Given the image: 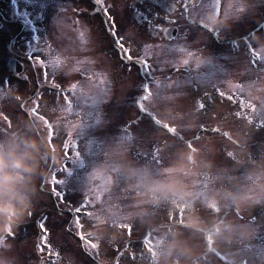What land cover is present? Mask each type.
I'll return each mask as SVG.
<instances>
[{"label": "rangeland", "instance_id": "374dc122", "mask_svg": "<svg viewBox=\"0 0 264 264\" xmlns=\"http://www.w3.org/2000/svg\"><path fill=\"white\" fill-rule=\"evenodd\" d=\"M104 4L102 7H106L111 11L112 15L117 17L119 13H117V6L122 3V0H103ZM198 5L202 8V10L199 8H196L195 5V0H179L178 5L182 8V22L183 26L180 28V35L177 40L170 42V45L168 47L170 49H173L175 51H179L181 53L176 54V53H168L164 52L162 57L159 59L160 63H155L152 61L151 54H149V51L146 52L144 56H147L148 59H150V63L148 64V70L150 75H152V72L159 70L158 67L154 65H159V66H170V69H176V68H184L187 67L189 69H192L191 64L188 65H183L181 63L182 59H188L192 60L193 55L190 53H186L188 51L186 50H192L193 52H196V50L202 51L201 55L199 57H196L197 59H200L204 61L202 64V67L199 69L202 73H207L206 70L210 69V71H215V77L219 78V80H232V78H236L237 76V71L238 68L242 67L245 65L244 62L250 63V55L246 54L245 56H241L238 52L239 58H233L231 60H227L224 58H219L217 55H213L211 59H202L203 57H207L210 51V46H208L209 42L206 44V42H200L196 39H194V30H197L202 33L203 37H208V36H213L211 33H207V31L201 27H198L197 25L191 23L190 21H193L195 16L196 17H201L205 18L209 9L206 7V1L200 0ZM39 3V2H38ZM242 6H244L249 12L251 11L253 2L248 1V4L246 5L244 0L241 1L240 3ZM36 5H32L30 7H27L26 5H18L15 7V13L16 15H19L22 18H29L32 16V12L36 10ZM221 7L223 9V3L221 4ZM29 8V9H28ZM38 11L45 12L48 10L45 6H40L38 7ZM186 8V10H185ZM260 10L264 11V0L261 1L260 5L258 6ZM122 9V7H121ZM218 8L217 10H219ZM239 7H231L230 9L226 10V15L224 16V21L220 24H218V27L220 28L221 32H227L225 29V24L229 23L232 24L233 28L230 27L228 30L232 34H236L242 29L243 27H248L253 24V21H248L246 22L245 20H236L235 16L239 15ZM12 11H10L8 6L1 5L0 6V16L3 19L4 26L7 27L9 22H14L13 20L15 19L13 15L11 14ZM123 14V13H120ZM173 18H177V15H173ZM186 17V19H185ZM251 19V18H250ZM119 20H123L120 22L119 26L121 28L120 36L124 38V42H129L132 46L131 50L135 51L136 57H140V48L141 46H146L149 41L147 42V39H143L142 35L137 32V29L135 28V24L133 23H126L123 19V17L119 18ZM129 21V19H128ZM129 24L131 26H129ZM193 24V25H191ZM12 30V34L10 36L14 37V41L10 44L11 47L17 45L20 43L21 40L26 38V29H23L22 32H18L15 30V28L10 25L9 26ZM70 27V26H69ZM210 30L216 35V28L213 26L209 27ZM63 30V29H61ZM60 30V31H61ZM134 30H136V33L134 34ZM126 31V34L123 32ZM128 32H133V36H131L130 33ZM263 32V33H262ZM128 36L129 38L125 37L124 35ZM262 33V34H261ZM2 35L0 37V41H3ZM242 36V37H241ZM240 37H233L231 42H229V46L233 45H238L242 41H250L251 43L253 41H260V37L262 40H264V28L263 31H261V28L257 32H242V35ZM16 40H19L18 42H15ZM134 45L137 46V48H133ZM141 45V46H140ZM62 47V46H61ZM140 47V48H138ZM9 48V47H8ZM75 49V50H73ZM5 51V48L3 49ZM3 50L0 48V56H3L4 53ZM58 54L56 50L52 49H47V52L44 55L49 54L51 58H48V60H52L56 57H59L60 63L56 64L55 69H60L58 71H63L65 73L70 74V80L73 77H76L77 79L81 78V74H92V79L90 80H81V87H85L86 85H89V83H93V92L91 98L92 101L87 102V104H82L78 108V103H75V108L74 110H69L65 107V101L62 99V94H60V98L52 100L49 97H45L43 100V103L41 105L36 106V112L35 114L37 116H42L45 117L47 120L48 126H51V122L57 117H59V121L61 124H64L65 119L69 120V123L72 125V128L70 129V126L66 125H61L59 123H56L54 126V130L57 132L53 133L52 140L50 142L52 143V150L53 148L58 149V148H65L66 152L69 154H73V152H80V158L83 160V165L80 167H76L73 170V174L70 177V180H68L67 189H63L62 185H57L53 183L51 179H47L48 176L50 175V170H48L45 173V177L42 175H37L34 179V183H41L42 185H46L48 183L49 185L51 184L52 186L57 185V188H60L62 191L67 192L66 198L69 197L70 200H72L71 204H77L76 206L80 205L79 200L78 202L73 201L74 198H76L80 194V189L81 191H95L96 193L100 191L101 187L103 185L101 184L100 181L93 180L91 183H89L88 180V174L93 170V168H100L101 170H105L106 173L111 174V168L115 169L116 166L111 164V161L109 159V152L110 151H122V146L126 149H129L130 153V159L133 162H137L140 164L148 163L151 166L154 167H162L163 165H166L169 163V161L174 158L173 151L177 152L180 149L186 148L185 144H190V142H184L181 141L180 144L177 143L174 138L178 139L179 137L173 136V138L170 137V134H168L163 128H158L155 129L156 125L149 119H138L134 120L136 121L134 124H127L129 120H132L134 118H129L131 116H139L141 115V112L144 110L146 112L152 113L156 117V122L158 124L165 125L167 128L170 130H173L177 134H179L182 138L186 139L188 138L195 127V122L202 123L203 126L207 127L209 123H214V110L216 108L208 107L200 117L196 113L195 110L191 108L189 110V107H186L183 111H179L178 107V100L176 97L180 95L181 89L184 88V80L179 77V80L176 81L175 87H172L171 91L166 90V87L163 85L160 89L156 88V91H152V93L157 97L162 99V105L156 100V104L152 102V97H150L148 100H142L139 101L140 97L144 95V90L142 88L135 89L137 88V79L136 75L133 73V71L130 72V78L127 81H124L123 78H121V73L122 70H124V67L122 66H117V73H119V76H116L114 71H110L111 67L108 65H100L102 69L106 70L109 72L107 76V81L111 83L112 85L105 86L103 85V78L99 76V70H97V67H95V64L90 66L91 64H84L83 62V57L85 55L84 52V46L83 42L81 40V35L78 36L77 40L74 43V46H71L70 52H68L67 49H63L62 52L67 55V57L70 58L72 55L73 57L69 59V61L65 60L66 65L69 66L70 70H64L62 67H60L64 63V58H62L61 54H58L59 56H55V54ZM99 53H103L102 49L99 47L98 48ZM262 52L264 53V47L262 48ZM54 54V55H53ZM114 55V53H113ZM143 55V54H142ZM153 57V56H152ZM202 57V58H201ZM101 58V57H100ZM142 59L143 56H142ZM147 59V60H148ZM156 59V58H154ZM238 60L239 64H234L233 60ZM226 62L229 63V67L227 68L225 73H219L217 72L218 68L221 69L219 66L220 63ZM263 64L261 67L257 68V70H254L253 73L256 74L261 68V71L263 72L264 75V60L261 61ZM258 63V60H257ZM51 66V65H50ZM146 66V65H145ZM206 69V70H205ZM174 75L178 73V71H173ZM134 74V75H133ZM133 76V77H132ZM166 77L168 75H161L160 77ZM241 76V75H240ZM239 76V77H240ZM54 79L52 78V75L49 77L48 82L56 83L61 85V82L66 80V76L64 77L61 73H55L54 74ZM124 81V82H122ZM195 82H198L197 78H193ZM59 82V83H58ZM80 83V81H79ZM152 82H149L151 84ZM76 84V83H75ZM264 84V80H263ZM150 87V86H149ZM152 88V87H150ZM264 90V88H262ZM160 92H163V94H160ZM253 92L256 93L258 98H260V103L259 105H264V95L263 91L261 90L260 87H254L252 88ZM5 95L4 98H2L3 103L0 104V112L3 111L4 107V102L6 100L10 101L12 100V96L14 92L6 90V92H0V99L1 96ZM45 96H49L50 92H45ZM52 96V95H51ZM50 96V97H51ZM49 98V100H47ZM175 101V104L173 105L172 108H168L166 102H168L170 99H173ZM76 100L74 97H71L72 103ZM144 104V109L141 110L138 107L139 102ZM64 105V106H63ZM147 108H150L151 111ZM171 110L172 112L169 114L168 111ZM80 112V113H79ZM79 114V116H78ZM170 117L173 119H170ZM219 116V115H218ZM262 116L264 117V112L262 113ZM210 118H212L210 120ZM174 120H179V121H185L183 123H178L177 121ZM219 120V119H215ZM186 121H192L191 123H188ZM10 123H14V121H10ZM150 123V124H149ZM194 125V126H193ZM215 126L218 131V135L220 139L227 143L225 141L226 139V134L223 129H220L216 123ZM230 128V127H229ZM69 131H68V130ZM200 129V128H199ZM198 130V129H196ZM50 132L52 133L51 129ZM68 133H71V140L68 138ZM206 138L208 137V134L204 135ZM237 140H241L242 145L247 146L246 149L249 147L254 148V145L252 143H255L256 141L259 140V137L252 136V139H256V141L253 140H248V144L245 143L243 139L235 135ZM151 138V139H147ZM158 141H156V140ZM203 140V139H202ZM221 140H216L217 143L214 142L215 148H213V155L214 159L209 160V157H202V163L203 165H208L210 171H203L202 174L196 179L197 185L195 186L198 190H195L198 194L200 195V203L197 204V212H198V223H200L199 227L202 229H207V227L211 228V223L212 220L209 218H212V209L210 207H204L205 203L208 204H213L215 203L214 201H209L207 200L208 196V189L212 187V183L218 180V188L217 189H222L225 185H234L236 184L235 182H243L242 179L245 180L247 171L246 172H241L240 169L235 170L230 167L226 166V159L221 156V153H219L220 150L217 148V144ZM47 141L48 138H47ZM160 141V142H159ZM160 143H165V147L161 149V151L164 154H162L158 149L160 148ZM212 143V142H211ZM69 145L72 148V151L69 152V147H66L65 145ZM251 144V145H250ZM182 145V146H181ZM169 146V147H167ZM191 146V145H190ZM260 147V146H258ZM124 149V151L126 150ZM209 149V147H207ZM158 150V151H157ZM177 150V151H176ZM88 153L92 154V156L88 159L85 158ZM220 155V156H217ZM48 158H50V155H46ZM242 153L238 152V157H242ZM56 158V156H55ZM51 159V158H50ZM88 159V160H87ZM61 160H59L56 165L57 166H62ZM108 165V166H107ZM214 166V167H212ZM50 166L49 168H51ZM67 167H70L67 165ZM111 167V168H110ZM110 168V169H109ZM66 169V168H65ZM44 169L43 171H45ZM62 170L60 169L59 173L62 175ZM117 171L120 172L119 168H117ZM234 173L239 176V180L230 182L228 179L234 177ZM243 175V176H242ZM113 176V180H116L119 176L120 173H116ZM243 177V178H242ZM61 178V177H60ZM67 179V178H66ZM200 179V180H199ZM125 181V180H124ZM126 182V181H125ZM69 186V187H68ZM122 184L116 185L115 182L113 184H110L108 186L109 190H105L104 193L100 196L99 202L98 203H93L94 200H89L90 204H93V209L91 211L92 214L89 218H86L84 220V224L82 222L80 223L82 225L83 230L89 233L88 229L91 226L92 228L95 227L98 231L104 232V229L101 227H105V236L111 237V234L113 233V230L111 229L114 227L112 224H104V225H94L93 221V213L96 212L97 209L102 208V204H112L115 209L117 210L118 213H124L128 211V201L124 199L123 193L121 192ZM112 191V192H111ZM116 191V192H115ZM215 191V190H214ZM212 189H210V193H212ZM50 195L51 201L58 200V198L53 194L52 191H48L47 189L43 188L40 191H36V193L33 196L32 199V204H33V209L32 211L35 212L36 209H39L41 207L42 200L45 198V196ZM54 197V198H53ZM88 203V205H90ZM37 203V207H36ZM168 206V205H167ZM57 205H53V209H56ZM74 209V208H73ZM228 209V207H225L223 210L222 215H228L229 212H225ZM250 209V206L244 208V209H237L236 215L237 217H240L242 219H245L247 221V218L249 216L248 210ZM103 211L106 212V208L102 209ZM170 209H164L162 207L161 210H159L158 217L163 216L164 214L168 213ZM180 211L185 212L186 210L180 209ZM181 213V214H182ZM169 214V213H168ZM176 216L179 214L174 213ZM31 217V216H30ZM66 217V216H65ZM235 217V216H234ZM156 218V214L152 211L151 215L149 217H146L144 221H141L139 219L134 220L131 223H128V225H134L133 229L141 228V227H147V225L151 224L153 220ZM237 218V222L243 225L242 219ZM125 222L121 223V226L124 225ZM133 223V224H132ZM49 224V223H48ZM61 227V226H57ZM245 227V226H243ZM116 228V227H115ZM127 233L129 232L127 229H132L131 227L127 226L124 228ZM132 231L134 232V230ZM249 235L248 238L244 241L243 244L240 245H222L220 248H216L213 245V249L216 250L213 253V256L217 258L218 252L223 251L228 257H236L239 255H244L245 257V262L248 264H256L254 261L256 258L252 257L255 254V251L258 249L257 246H255L257 243L252 240L251 233L252 230L251 228H246L245 229ZM115 232V230H114ZM75 230L71 232L70 235H74ZM55 235V227H51V234H50V241L47 240V242H42L43 245H46L47 247L45 248L46 250L38 252L40 254V257L42 258H37L35 257V261L31 263V259H29V256L31 255L30 252L27 251H20L17 248L11 249L10 252L3 251L2 252V257L0 259L6 260L10 264H12V257L15 258L18 262H15V264H25L26 263H31V264H38L40 263L39 261L42 259L47 260L46 254H49L47 250H54L51 251L55 253V258L51 262V264H95L91 263V258L88 259L89 262L87 261L85 257V252L86 251H79L77 252L74 249L68 250H62L61 247H63V242H58V239H54ZM120 235V234H119ZM205 237V236H204ZM202 238L200 237L197 242V248H200L202 246ZM211 240L214 239V234H210ZM97 236H90L89 240L87 242V245H89V251L87 254L91 255L92 257L97 256L98 252L96 250V246L99 247L101 245V239H99V243H97ZM114 241H117V236L114 239ZM58 245H55L53 243H57ZM73 243H76L77 241H72ZM79 243H82V241H78ZM207 242V241H204ZM11 243V242H10ZM53 245H49V244ZM112 243V240L108 241V245ZM12 244V243H11ZM12 246H15L12 244ZM16 247V246H15ZM43 249V248H42ZM218 249V250H217ZM99 250V249H98ZM201 250V249H200ZM253 254V255H252ZM102 258L105 259V261H108L109 264L113 262L114 259V254L112 253H107L104 252L102 253ZM125 255V254H124ZM235 255V256H234ZM45 256V257H44ZM89 258V257H87ZM98 258V256H97ZM28 259V260H27ZM123 261L121 260L120 262L116 264H126L127 262L124 261V258L122 257ZM238 259V258H237ZM52 260V259H51ZM259 260V257L256 259V261ZM218 261H221L218 259ZM253 261V262H251ZM204 262V260H203ZM48 264V263H44ZM132 264H150V262L145 261V262H134ZM208 264V263H206ZM213 264H221L216 262V260L213 262ZM224 264H232V263H224Z\"/></svg>", "mask_w": 264, "mask_h": 264}, {"label": "clouds", "instance_id": "9594fccd", "mask_svg": "<svg viewBox=\"0 0 264 264\" xmlns=\"http://www.w3.org/2000/svg\"><path fill=\"white\" fill-rule=\"evenodd\" d=\"M224 19L214 11L212 20L205 19L204 23H211L215 27ZM181 63L191 64L193 71H196L202 67L204 61L197 59L194 53L192 60L182 59ZM250 94L257 98L256 93ZM56 121H59V117ZM9 127L11 129V125ZM28 127L33 130L37 125ZM199 151L195 145L180 149L169 163L155 170L154 166L148 163L131 161L126 151H110L108 155L111 164L119 168L126 181L121 192L128 201L129 210L118 213L112 204H102V208L93 213L94 225L112 224L117 228V231L111 234L112 239H115L122 222H125L124 226L127 227L128 223L136 219L144 221L151 215L153 208L168 205L171 223L152 225V230L158 235L146 250L150 264H203L204 252L193 246L185 234V229L197 231L207 240V234L203 230L193 229L190 223L193 215L198 214L197 204L200 203L202 195L194 188L203 167L198 159ZM45 155L55 153L51 151V144L43 133L30 135L15 128L0 136V249L10 252L12 244L8 241V236L15 235L13 228L22 223L26 215H35L32 211V199L37 191L34 179L38 174H44L41 161ZM88 180L89 183L93 180L100 181L105 190H109L108 186L114 183L113 178L100 168H93L88 174ZM84 199H87V193ZM207 200L214 201L216 205L212 209L210 230L214 239L210 243L216 248L222 245L243 244L249 233L237 222L236 217L221 213L225 207L234 206L242 210L255 201H264V163L254 162L247 170L243 182L225 185L222 189L209 193ZM204 207H210V204L205 203ZM104 208L106 212L102 210ZM176 209L186 210L179 219L174 218ZM88 231L97 236V243L105 234L95 227L89 228ZM11 259L12 264H15V258ZM0 264H3V261H0ZM102 264L109 262L103 261Z\"/></svg>", "mask_w": 264, "mask_h": 264}, {"label": "snow or ice", "instance_id": "6c2138e0", "mask_svg": "<svg viewBox=\"0 0 264 264\" xmlns=\"http://www.w3.org/2000/svg\"><path fill=\"white\" fill-rule=\"evenodd\" d=\"M94 4L95 5H102L103 4V0H94ZM101 10L103 11L104 15L108 17L107 19V29H110V36L112 37V40L114 41L115 45L117 47H119L122 51H123V55H120V58L127 62L129 71H131V67L132 65H140V63H143L145 65H148L150 63L149 60H143L141 61L139 57L134 58L132 55V50L130 47H127V45L124 44V38L122 36H120V29L116 23L115 17L112 15L111 11H109L108 8L106 7H102ZM95 14V13H92ZM106 29V30H107ZM36 40L39 39V36H35L34 37ZM119 54V53H118ZM27 59L29 62H33L35 61L37 69H38V76L40 75V73H42V78H41V82L42 83H46L50 77V72H49V66L52 65L53 69L55 68L56 64H58L59 62V57H56L52 60H46L44 56L37 54V51L33 48V50L29 53H27ZM178 70V69H177ZM52 78L54 79V72L52 74ZM23 79H29L26 75H23ZM4 81L2 79H0V83H3ZM9 83H11V80H8ZM59 83V82H58ZM61 87H63V85H60ZM76 87V84L73 82L72 84H70L68 86V90H72ZM145 89L147 90V95L140 97V100H146L148 98V96L151 95V88L148 85L144 86ZM138 107L143 110L144 109V104L139 102L138 103ZM201 107H204L203 102L201 103ZM68 138L69 140H71V133H68ZM66 147H69V152L72 151V148L69 145H65ZM158 151V150H157ZM69 154V153H68ZM76 156L79 157L80 156V152L77 151L76 152ZM81 165H83V161H80ZM66 168V174L70 180V177L73 174V170L70 167H67V165L65 166ZM53 183L55 184H60V185H65L68 183V181L66 180H62L59 179L58 177L54 176L53 177ZM52 192L53 194L63 203L65 202L66 199V195L67 192L62 191L60 188H57L55 186H53L52 188ZM86 203L82 202L80 205L76 206L73 211L75 212H79L80 209L82 207H85ZM76 223L78 226L82 227V225L80 224V218L77 215L76 216ZM39 228L41 229V232H48L50 231V229L47 227V217H43L40 221H39ZM79 235L81 237H83V233H79ZM44 239H47V237L45 236Z\"/></svg>", "mask_w": 264, "mask_h": 264}, {"label": "flooded vegetation", "instance_id": "af4514ba", "mask_svg": "<svg viewBox=\"0 0 264 264\" xmlns=\"http://www.w3.org/2000/svg\"><path fill=\"white\" fill-rule=\"evenodd\" d=\"M153 8H155V5L153 4ZM166 21V17L162 16L161 19L156 18H150V16H147V14L143 15V25H144V31L145 32H154L155 34H160V28L162 26V23Z\"/></svg>", "mask_w": 264, "mask_h": 264}]
</instances>
